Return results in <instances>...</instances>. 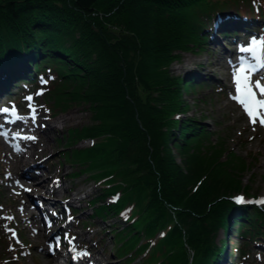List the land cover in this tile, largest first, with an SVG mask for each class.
Returning <instances> with one entry per match:
<instances>
[{"label":"trees","instance_id":"obj_1","mask_svg":"<svg viewBox=\"0 0 264 264\" xmlns=\"http://www.w3.org/2000/svg\"><path fill=\"white\" fill-rule=\"evenodd\" d=\"M218 37L264 39V0H0V103L41 92L53 114L91 111L62 157L103 186L87 201L96 218L123 221L109 229L120 264H227L232 238L235 257L263 241L264 205L233 199L253 197L245 161L188 114L184 89L209 81L172 69Z\"/></svg>","mask_w":264,"mask_h":264},{"label":"rangeland","instance_id":"obj_2","mask_svg":"<svg viewBox=\"0 0 264 264\" xmlns=\"http://www.w3.org/2000/svg\"><path fill=\"white\" fill-rule=\"evenodd\" d=\"M220 44L221 39L218 37L214 42H208L203 50L183 53L181 60L175 62L172 69L175 74L193 71L206 76L208 85L184 89V100L189 105L188 114L207 125L213 133L210 139L212 142L217 145L224 143L226 148L232 150V153L228 151L229 157L235 156L232 159L245 161L246 172L242 175L245 178L244 184L252 187V191L246 195L253 196V199L248 200H255L264 197V126L250 123L241 105L231 99L235 95L232 71L236 62L231 64L223 59L226 47ZM232 48L231 46L230 49ZM261 74H264L263 69L253 76V80L262 79ZM32 95L29 93L28 96ZM50 98L51 96L38 95L31 101L37 108L35 122L30 115L29 101L17 98L2 100L3 103H0V108L15 105L17 115L23 116L25 122L23 127L17 123L12 125L7 122L8 116L3 117L0 113L2 131L36 138L22 141L11 135L7 139L0 136V264H68L73 255L85 251L96 259L93 264H120V260L112 253L116 243L109 231L113 222L118 225L120 221L111 216L104 221L96 218L93 207L86 202L100 191L98 181L89 175L73 176L76 166L62 157L63 133L68 128H81L90 124L92 113L87 106H75L66 112L53 114L49 108L53 102ZM33 141L44 147L43 154L32 153L30 145ZM91 143L90 139H86L74 147L86 148ZM13 145L29 150L26 163L21 158H15L17 153ZM174 153L180 161L178 152L174 150ZM29 164L34 165L29 168ZM38 164L46 174L42 180H52L46 187L30 188L26 179L33 178L39 172L34 167ZM33 183L38 185L39 182ZM55 188L61 191L58 196L49 192V189ZM75 198L77 200L74 201ZM66 205L76 208L78 214L74 213L71 217L76 222V217L79 216L86 219V225H77L72 218L67 219L64 211ZM44 206L50 208L45 209ZM9 216L14 219H5ZM8 229L15 230L16 235L13 236ZM65 233H70L66 241ZM224 236L223 230H220L217 239H223ZM231 236L235 237V234L232 233ZM262 239L263 241L251 244L252 247L235 257L233 246H239L242 242L238 236L232 238L229 242L232 246L231 255L226 263L264 264V238ZM152 251L153 248L149 249V255ZM48 252H54L58 258L47 263L44 253ZM142 255L130 264H141Z\"/></svg>","mask_w":264,"mask_h":264},{"label":"snow or ice","instance_id":"obj_3","mask_svg":"<svg viewBox=\"0 0 264 264\" xmlns=\"http://www.w3.org/2000/svg\"><path fill=\"white\" fill-rule=\"evenodd\" d=\"M264 50V39H257L253 37L247 46H241L238 51L241 53H250L255 62L247 60L245 57L241 56L239 62L233 66L232 79L235 86V95L231 96V99L237 101L245 114L248 116L250 123L253 125L259 123L261 126H264V79L253 80L259 71L264 69V61L261 60L259 55L260 51ZM42 83H47V81H41ZM41 92H38L36 95H41ZM29 101L30 115L33 122L37 118V108L31 103L33 100L32 96L25 97ZM0 113H11L16 120H23V116L17 115V109L15 105L9 107L0 108ZM3 125L0 124V136H3L5 139L11 135L14 139L19 137L23 140H35L34 136H21L20 133H8L2 131ZM13 147L19 151V145H13ZM27 191H30L26 189ZM234 201L238 204H259L264 205V197L258 198L255 200H247L244 197H234ZM5 219L11 220L13 217H5ZM13 236L16 235L15 230L8 229ZM67 238V237H66ZM71 242V241H70ZM56 246H59V240L56 242ZM77 256L87 257L90 256L88 252H80L73 256V259H76Z\"/></svg>","mask_w":264,"mask_h":264},{"label":"bare ground","instance_id":"obj_4","mask_svg":"<svg viewBox=\"0 0 264 264\" xmlns=\"http://www.w3.org/2000/svg\"><path fill=\"white\" fill-rule=\"evenodd\" d=\"M248 45V44H247ZM263 79V78H262ZM1 116H8V118L9 119H7V122L8 123H10V124H12V125H15V123H17V124H19V126H22L23 127V124H25V122H24V120H16L15 119V117H13L12 115H11V113H8V114H5V113H2L1 114ZM25 126V125H24ZM50 129V128H49ZM22 141H24L23 139H22ZM31 146V149H32V153L33 154H43L44 153V147H42V146H39V145H37L34 141L32 142V144L30 145ZM15 149V148H14ZM15 152L17 153L16 154V156H15V158H21L23 161H25V163H26V161H27V159L29 158V155H30V152H29V150L28 149H24V148H22V149H20L19 151H17L16 149H15ZM29 153V154H28ZM40 164V163H39ZM35 165L34 167L35 168H37V169H39V172L38 173H36V175L33 177V178H28V179H26L27 181H26V183H28L29 185H30V188H33V186H34V188H40V187H46L48 184H49V182L52 180L51 178L49 179V180H42L43 178V176H45L46 174H45V172H43L42 171V166L40 167V165ZM30 166H29V168L31 167V166H33V165H31V164H29ZM33 167V168H34ZM28 168V167H27ZM32 168V167H31ZM34 181H36V182H39V183H37L38 185H34ZM98 185H99V187H100V191H101V187H103L100 183H97ZM100 191L98 192V194L100 193ZM49 192L50 193H53V194H56L57 196L60 194V190H58V189H49ZM98 194H96V195H98ZM87 196V195H86ZM86 196L84 197V198H86ZM83 198V199H84ZM83 199H80V200H82L83 201ZM74 201L75 200H77V198H75V199H73ZM85 201V200H84ZM116 203L117 202V197H115V196H113V195H110V196H107V197H105L103 200H100V204H103V203H106V204H111V203ZM87 203V202H86ZM88 204V203H87ZM68 205H66V207H67ZM70 207H72V206H70ZM44 208L45 209H48V208H50L49 206H44ZM74 208V207H73ZM76 219H77V222H75V224H82V225H84L82 222L83 221H85L86 222V219H82V218H80V216L79 217H76ZM35 220V219H34ZM120 222L119 223H123V221L120 219L119 220ZM46 223V222H45ZM47 224V223H46ZM111 225H113V224H111ZM47 226H49L48 224H47ZM112 228H113V226H112ZM3 253V252H2ZM1 254V253H0ZM45 254V259L44 260H46V262L48 263L51 259H57L58 258V256H57V254H55L54 252H48V253H44ZM74 256V255H73ZM94 261H96V259H93V258H91V256H87V257H81V256H77V258L76 259H73V257H72V261L70 262V263H68V264H75V263H81V264H93L94 263ZM142 264V263H141Z\"/></svg>","mask_w":264,"mask_h":264}]
</instances>
